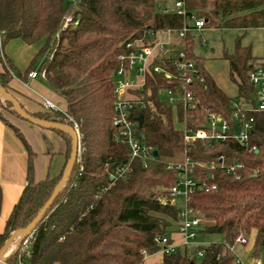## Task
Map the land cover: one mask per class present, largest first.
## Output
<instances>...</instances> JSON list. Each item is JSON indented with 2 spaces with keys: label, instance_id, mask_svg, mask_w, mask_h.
I'll list each match as a JSON object with an SVG mask.
<instances>
[{
  "label": "trees",
  "instance_id": "trees-1",
  "mask_svg": "<svg viewBox=\"0 0 264 264\" xmlns=\"http://www.w3.org/2000/svg\"><path fill=\"white\" fill-rule=\"evenodd\" d=\"M170 0H0V30L5 31L0 46V86L11 92L14 66L4 49L13 40L39 46L33 66L45 75L47 85L63 98L65 111L29 113L41 120L69 125L80 135L81 151L67 184L61 189L52 208L38 225L30 245L32 264H144L146 256L160 252L158 239L170 235L174 223H180L175 203L164 199L176 180V173L166 170V163L178 161L183 155L184 122L194 130L203 129L209 113L229 121L233 135L234 108L229 97L204 67V58L195 52L193 32L184 39L179 32L190 17L206 21L205 28L257 29L264 26V0H186V16L165 12ZM171 9V8H170ZM68 16L78 20L75 27L63 28ZM174 33V43L183 48L205 77L195 85L196 103L185 114L180 106H170L162 99L167 88L178 87L163 75L149 72L145 92L146 108L139 112L144 123L140 138L154 148L157 156L147 166L133 159L131 172L125 178L111 179L110 173L131 160V151L116 141L113 126L115 74L120 57L129 52V43L151 45ZM230 78L238 86L240 99L255 107V88L249 82L251 64L256 62L251 46H244L238 37L233 53L224 52ZM176 59L156 61L166 70L174 71ZM31 66L25 73L27 79ZM19 101V100H18ZM0 120L14 128L24 141L30 159L34 156L23 134L11 118L24 120L9 101L1 100ZM24 108V107H23ZM25 109V108H24ZM8 114V116H6ZM255 119L254 131L246 145L229 138L225 141L196 140L191 143L190 156L197 162L226 164L236 161L245 165L240 180L221 169L197 168V186L188 206L201 219L211 220L202 230L220 235L222 241L209 245L182 247L163 254L158 264H237L233 248L238 239L256 238L252 255L260 258L264 249V112L256 108L247 113ZM70 159L72 138L63 131ZM182 159V158H181ZM80 160V161H79ZM67 164V163H66ZM66 167V166H65ZM254 170L258 171L255 175ZM32 164L29 184L10 216L6 230L0 234V249L13 233L26 228L61 180L46 179L34 184ZM203 252L199 257L198 252Z\"/></svg>",
  "mask_w": 264,
  "mask_h": 264
},
{
  "label": "built area",
  "instance_id": "built-area-1",
  "mask_svg": "<svg viewBox=\"0 0 264 264\" xmlns=\"http://www.w3.org/2000/svg\"><path fill=\"white\" fill-rule=\"evenodd\" d=\"M75 2L76 0H69ZM173 8H165V12H176L186 16V0H170ZM190 21V23H189ZM79 24L78 20L68 16L63 28L69 26L75 27ZM206 21L192 16L185 23L184 28L179 32V37L184 39L189 32L201 31L205 28ZM166 38L157 41L151 45H144L141 42L129 43L127 48L129 52L120 57L121 65L117 69L114 82L115 100L113 106L112 123L116 128V141L121 145L127 146L131 151V160L126 164L116 167L111 173V179L118 180L125 178L131 172V162L133 159H140L147 166L148 162L153 160L154 148L146 145L140 138L139 112L146 108V100L144 98L145 87L147 83V75L149 72H154L158 75H163L169 81L178 83V87L167 88L162 94L167 95L165 102L168 105L183 108L185 114L189 112L196 103L197 91L195 85L197 83L204 84L205 77L200 72L195 62L187 57L183 48L174 44V33L171 30L165 32ZM5 31L0 30V46L2 44ZM205 46V44H204ZM172 54L176 59L173 63L175 70H166L161 64H156V61L162 64L167 62V58ZM168 63V62H167ZM45 78L44 74H41ZM38 77V73L33 71L29 73V78ZM249 82L255 88V107L249 105L244 99L233 100L232 106L236 108L233 114L232 122L234 134L231 135V125L228 120L222 118L215 113H209L203 123V129L194 130L189 127L184 117L183 122V137L186 144L182 159L178 161H169L166 163V170L176 173V180L169 192V198L164 199L163 203L170 201L175 203L179 197H184L185 208L180 211V223L177 233L180 236V244L172 239L170 235L162 236L158 239V244L161 246L160 253L170 254L176 252L182 247H192L195 245V240L199 233L201 218L196 216L193 210L188 206L191 193L197 186L195 174L197 168L221 169L226 174L240 180L245 170V165L242 162L236 161L232 164H226L224 156L218 158V162L202 164L195 161L191 156V143L196 140L203 141H225L232 138L238 141L241 145H246L250 136L254 131L255 119L248 117L247 113L252 112L255 108L258 111L264 112V61L254 62L249 70ZM46 109L57 110L56 107L49 101L44 103ZM211 125V130H205L204 126ZM216 128H221L222 133L216 131ZM80 161V160H79ZM258 174L257 170L253 172ZM67 184V183H66ZM33 234L23 242H19L18 246L14 245L12 257L1 264H32L30 261V245ZM237 243L242 245L247 244L245 238L238 239ZM198 256L202 257L203 252H198ZM237 264H243L241 259L237 257ZM254 264H263L260 259H256Z\"/></svg>",
  "mask_w": 264,
  "mask_h": 264
},
{
  "label": "crops",
  "instance_id": "crops-1",
  "mask_svg": "<svg viewBox=\"0 0 264 264\" xmlns=\"http://www.w3.org/2000/svg\"><path fill=\"white\" fill-rule=\"evenodd\" d=\"M257 29L264 31V26ZM229 30L248 32L253 29ZM165 38L166 35L162 39ZM244 46H251L253 49L252 45ZM39 48L37 45H28L21 40H13L6 45L4 52L14 66V78L10 83L11 92L29 113L35 114L51 111L46 109L44 105L46 101L51 102L57 110L65 111L67 109L65 100L47 85L45 79L38 72L39 62L33 66ZM225 51L228 52L226 49L223 50L222 56ZM253 56L257 59L256 62L264 61V58H257L254 54ZM204 60L206 71L218 87L229 97L239 100L238 86L230 78L227 60L223 59L228 66L226 73L227 84L221 82V77L215 73L212 59L204 58ZM31 66L34 67L32 72L36 71L38 77L30 79L28 76L27 79H24L25 73ZM4 71V64L0 61V73ZM11 121L23 134L25 142L29 145L34 156L30 159L29 151L24 141L18 136L14 128L0 120V234L5 232L7 222L15 206L29 184L30 162L32 164L31 176L34 184L46 179L59 178L67 163V143L61 134L55 130L42 128L15 117L11 118ZM175 233L178 239L170 236L176 244H180V236L177 231ZM255 238L256 232L253 231L246 245L237 243L233 248L235 255L241 259L243 264H254L256 260L252 255ZM195 244L199 245L198 242H195Z\"/></svg>",
  "mask_w": 264,
  "mask_h": 264
},
{
  "label": "rangeland",
  "instance_id": "rangeland-1",
  "mask_svg": "<svg viewBox=\"0 0 264 264\" xmlns=\"http://www.w3.org/2000/svg\"><path fill=\"white\" fill-rule=\"evenodd\" d=\"M169 8H173V4L169 3ZM190 23V21H189ZM194 40H195V52L199 56H203L205 59H212L214 62V71L221 77V82L226 81V73L228 71V66L225 61L222 59L223 50H228L229 53L234 51L236 40L238 37H241L243 45H252L253 54L257 58H264V31L253 29L248 32L240 31V30H229V29H215V28H204L202 31L193 32ZM204 43L206 46H204ZM211 61V62H212ZM162 99L164 101L167 100V95L162 94ZM4 102V99L1 98ZM3 109L0 107V111ZM8 116V114H6ZM9 117V116H8ZM177 128L183 130V123L176 122ZM182 158V157H181ZM180 158V159H181ZM178 159V160H180ZM176 207L179 211L185 208V199L184 197H179L175 201ZM211 220L201 219V224L199 227V233L195 240L199 245H209L213 242L222 241V237L220 235H210L202 230L206 225L210 224ZM178 230V224L174 223L173 227L170 231V235L174 239H178L177 234L174 232ZM19 240L16 241L15 245L18 246ZM240 244V243H239ZM196 245V244H195ZM197 245V246H199ZM246 245V244H245ZM253 251V248H252ZM264 264V249L259 258ZM163 260V254L158 252L150 256H146L144 264H158Z\"/></svg>",
  "mask_w": 264,
  "mask_h": 264
},
{
  "label": "water",
  "instance_id": "water-1",
  "mask_svg": "<svg viewBox=\"0 0 264 264\" xmlns=\"http://www.w3.org/2000/svg\"><path fill=\"white\" fill-rule=\"evenodd\" d=\"M0 96L2 99L11 102L13 104V106L15 107L17 113L24 120H26V121H28V122L36 125V126L42 127V128L52 129V130H60V131L66 132L72 138V147H71L70 159L66 164V167L63 171V176H62L61 180L58 182V184L56 185L52 196L46 202L44 207L39 211V213L33 219V221L26 228L13 231V233L10 235V237L7 239V241L4 243L3 247L0 249V264H1L3 261H6L12 257L14 252L13 253H11V252L13 250V247H14L16 241L19 240V242L21 243L24 240H26L28 237H30L35 232L36 228L42 222L44 217L47 215L49 210L52 208V206H53L56 198L58 197L61 189L66 185L69 177L71 176V173L73 172V170L76 166V163L78 161V157H79L80 151H81V141H80L79 132L75 128H73L69 125L61 124V123L48 122L45 120H41V119H38V118L30 115L23 108V106L21 105V103L18 101L17 98L14 97L4 87H1V86H0ZM137 120L139 122V125L142 126L144 123V115L140 114ZM204 129L205 130H211L212 127H211V125H206V126H204ZM216 131L222 133L221 128H216ZM154 155L157 156V152H155ZM126 163L127 162L125 161L124 164H126Z\"/></svg>",
  "mask_w": 264,
  "mask_h": 264
}]
</instances>
